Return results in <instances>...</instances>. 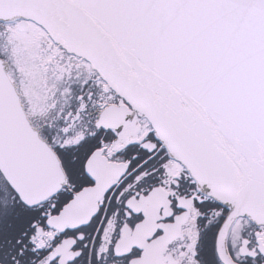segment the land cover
Returning a JSON list of instances; mask_svg holds the SVG:
<instances>
[{
	"label": "snow or ice",
	"instance_id": "1",
	"mask_svg": "<svg viewBox=\"0 0 264 264\" xmlns=\"http://www.w3.org/2000/svg\"><path fill=\"white\" fill-rule=\"evenodd\" d=\"M0 264H264V0H0Z\"/></svg>",
	"mask_w": 264,
	"mask_h": 264
}]
</instances>
